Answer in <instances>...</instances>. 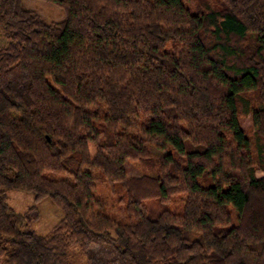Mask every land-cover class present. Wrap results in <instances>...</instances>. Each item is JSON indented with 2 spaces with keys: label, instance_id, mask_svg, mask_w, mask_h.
<instances>
[{
  "label": "trees",
  "instance_id": "16d2710c",
  "mask_svg": "<svg viewBox=\"0 0 264 264\" xmlns=\"http://www.w3.org/2000/svg\"><path fill=\"white\" fill-rule=\"evenodd\" d=\"M44 1L0 0V264H264V0Z\"/></svg>",
  "mask_w": 264,
  "mask_h": 264
},
{
  "label": "rangeland",
  "instance_id": "374dc122",
  "mask_svg": "<svg viewBox=\"0 0 264 264\" xmlns=\"http://www.w3.org/2000/svg\"><path fill=\"white\" fill-rule=\"evenodd\" d=\"M22 5L24 8L38 13L47 23L61 22L66 17L65 10L52 2L44 0H22ZM6 43L7 39L0 30V47ZM240 122L243 130L252 136L254 131L252 116L249 115L246 118H241ZM125 169L130 177H139L141 175L140 166L136 162L128 161L125 164ZM258 174L263 175V172L260 171ZM95 194L105 205L103 210L104 213L118 220L126 221L125 204L117 200V196L113 194L107 183L100 182ZM8 203L17 212H24L32 206H35L39 212V218L32 226L33 229L41 235H49L64 217L62 210L58 208L50 198L36 201L33 194L24 191H9ZM175 204L180 206L181 202L178 201L175 202ZM170 209L181 212V209L176 208L175 205H170ZM72 264H85V258L79 251H74V261Z\"/></svg>",
  "mask_w": 264,
  "mask_h": 264
}]
</instances>
